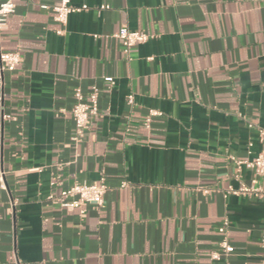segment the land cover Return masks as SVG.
Returning <instances> with one entry per match:
<instances>
[{"label":"crops","instance_id":"obj_1","mask_svg":"<svg viewBox=\"0 0 264 264\" xmlns=\"http://www.w3.org/2000/svg\"><path fill=\"white\" fill-rule=\"evenodd\" d=\"M60 1L15 0L0 31L22 57L0 87V264H264V199L228 194L264 184L231 160L264 150V0H70L89 9L65 25ZM123 26L152 37L125 55ZM93 86L74 144L73 94ZM102 177V208L46 198ZM224 220L235 251L215 260Z\"/></svg>","mask_w":264,"mask_h":264},{"label":"built area","instance_id":"obj_2","mask_svg":"<svg viewBox=\"0 0 264 264\" xmlns=\"http://www.w3.org/2000/svg\"><path fill=\"white\" fill-rule=\"evenodd\" d=\"M55 20L61 25H65L68 18L73 13L87 11L89 8L87 5L77 7L71 4L70 0H61L60 3L55 6ZM110 9L109 5H102L101 10ZM16 11L15 0H3L0 2V31L6 25L7 20ZM59 34L62 31H58ZM114 37L120 40L123 46V52L125 55H129L132 47L146 43L151 39V35L143 31H133L123 26L118 32L114 34ZM152 59V58H150ZM22 62L21 54L18 51L5 52L0 48V87L4 86V74L6 72L13 73L17 70L18 66ZM111 84L114 82L111 80ZM99 96L100 90L97 86H93L91 91L86 95L81 89H76L73 97L75 103L71 110L73 118V135L72 142L79 144L83 141L86 130L89 128L90 120L92 117L97 116L99 113ZM5 94L1 92L0 103L2 104ZM128 104L134 105V95L128 96ZM161 115V112L157 110H150L146 117V127L150 128L152 118ZM3 119L6 121L13 120V116L8 113H3ZM249 127L254 125L249 124ZM258 138L261 143L264 144V127H257ZM252 146V144H250ZM232 162L235 164L238 172L243 169L251 170L257 177L264 178V150L252 159H237L231 157ZM3 175V172L0 173ZM60 185V182L53 180L51 182L52 189L47 195V200L60 208L65 209H80L84 213L83 208L87 205H92L97 208H102L105 205V196L108 192L109 186L104 177L99 182L93 183H80L75 182L73 185L63 188L58 192H54L53 188ZM127 184L124 183L123 187ZM228 194L241 195L244 197H252L257 199H264V184H256L253 181L250 185L240 182L238 188L230 187ZM229 222L224 220L223 224L219 228V233L222 235L220 241L219 252H213L212 258L215 260L221 259L223 256H229L235 249L229 241ZM264 244V238H263ZM19 264L18 261H16Z\"/></svg>","mask_w":264,"mask_h":264}]
</instances>
